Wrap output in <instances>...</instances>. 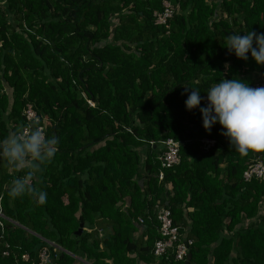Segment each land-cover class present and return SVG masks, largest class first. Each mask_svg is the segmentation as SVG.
Masks as SVG:
<instances>
[{"label":"trees","instance_id":"trees-1","mask_svg":"<svg viewBox=\"0 0 264 264\" xmlns=\"http://www.w3.org/2000/svg\"><path fill=\"white\" fill-rule=\"evenodd\" d=\"M172 1L167 29L154 18L163 0H5L0 141L27 124L31 103L59 144L37 185L43 204L8 196L24 172L0 160V264H40L43 250L45 264H184L154 255L156 206L191 241L189 264H264V180L242 177L264 152L242 156L200 112L223 78L264 82L251 53L225 47L228 35L264 33V0ZM190 88L201 92L191 111ZM167 138L180 160L162 168Z\"/></svg>","mask_w":264,"mask_h":264},{"label":"clouds","instance_id":"clouds-1","mask_svg":"<svg viewBox=\"0 0 264 264\" xmlns=\"http://www.w3.org/2000/svg\"><path fill=\"white\" fill-rule=\"evenodd\" d=\"M225 47L238 59L247 60L251 53L258 65H264V33L249 31L243 35H228ZM188 89L185 87V91ZM190 89L185 101L189 111L201 104V92L197 88ZM206 93L207 106L200 108L204 129L210 132L212 126L219 123L224 130L221 135L227 137L242 156L264 152V87H250L239 78H223ZM58 144L59 138L47 136L38 118L21 124L0 141V160L7 167L24 172L12 179L9 197L29 196L40 204L46 202V192L37 185L45 166L54 159Z\"/></svg>","mask_w":264,"mask_h":264},{"label":"built area","instance_id":"built-area-1","mask_svg":"<svg viewBox=\"0 0 264 264\" xmlns=\"http://www.w3.org/2000/svg\"><path fill=\"white\" fill-rule=\"evenodd\" d=\"M5 4V0H0V12L2 10V6ZM176 5L172 0H163L162 2V10L154 12L155 23L159 25L165 26L167 29L170 24L169 21L176 14ZM253 88L264 87V82L262 80H258L251 86ZM90 105H93L91 101H88ZM203 103L205 107L207 106V96L203 98ZM23 113L25 115L27 123L34 118L40 117L35 111L33 105L31 103L26 104ZM44 128V126L41 124ZM152 143V142H151ZM164 146V151L161 155L158 156V160L160 161V165L162 168H170L174 165H177L180 160L179 156V146L180 142L176 141L172 138H167L166 140L161 141ZM201 148L203 150H208L214 146L215 140L211 138H202L200 140ZM242 177L244 181L249 182L252 179L264 180V161L259 157H255L252 159L246 169L242 173ZM158 178L161 180L163 178V171L160 170L158 173ZM3 214L0 210V226H2L1 218ZM156 218L159 223L158 229L160 232L161 238L156 240L154 244V255L156 257L167 256V253L170 251L173 253L174 260L176 261H185L186 257L189 253V245L191 243L190 240H182L179 233L178 226L174 225L172 221L171 211L168 207L164 206H156ZM139 223L143 222L142 218L138 219ZM101 234V230H98ZM5 255L8 254L7 251L3 252ZM22 258L27 261V255H23ZM47 254L43 250L39 255L40 264H45L47 261Z\"/></svg>","mask_w":264,"mask_h":264},{"label":"water","instance_id":"water-1","mask_svg":"<svg viewBox=\"0 0 264 264\" xmlns=\"http://www.w3.org/2000/svg\"><path fill=\"white\" fill-rule=\"evenodd\" d=\"M83 230V223L79 224L78 229L76 230V235H80L82 233ZM189 259H190V254L188 253L186 260L184 261V264H189Z\"/></svg>","mask_w":264,"mask_h":264},{"label":"crops","instance_id":"crops-1","mask_svg":"<svg viewBox=\"0 0 264 264\" xmlns=\"http://www.w3.org/2000/svg\"><path fill=\"white\" fill-rule=\"evenodd\" d=\"M250 220H246V222H249ZM78 261H80V258H77ZM84 261V260H83ZM85 262V261H84ZM74 264H79L78 262L74 263Z\"/></svg>","mask_w":264,"mask_h":264},{"label":"rangeland","instance_id":"rangeland-1","mask_svg":"<svg viewBox=\"0 0 264 264\" xmlns=\"http://www.w3.org/2000/svg\"><path fill=\"white\" fill-rule=\"evenodd\" d=\"M80 262H84L83 260H80Z\"/></svg>","mask_w":264,"mask_h":264}]
</instances>
